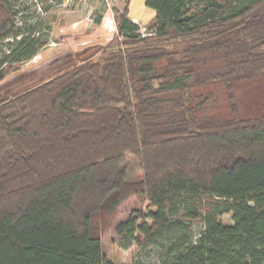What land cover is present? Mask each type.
Returning a JSON list of instances; mask_svg holds the SVG:
<instances>
[{"label":"trees","instance_id":"16d2710c","mask_svg":"<svg viewBox=\"0 0 264 264\" xmlns=\"http://www.w3.org/2000/svg\"><path fill=\"white\" fill-rule=\"evenodd\" d=\"M130 3L96 54L0 100V264H121L133 243L160 264H264V114L238 97L264 76V0H146V34ZM16 13L0 0V83L41 48ZM219 82L227 117L204 114ZM132 197L150 209L106 252Z\"/></svg>","mask_w":264,"mask_h":264},{"label":"rangeland","instance_id":"374dc122","mask_svg":"<svg viewBox=\"0 0 264 264\" xmlns=\"http://www.w3.org/2000/svg\"><path fill=\"white\" fill-rule=\"evenodd\" d=\"M13 1L17 11L15 15L17 25L23 27V35L33 34L38 39L41 48L36 56L22 61L23 70L20 73L13 74L0 83V100L49 79L72 66L79 61L78 55L82 50H84L81 56L83 58L96 54V47L105 44L112 37L106 40L99 34H93L92 26L95 20L99 16H110L116 19L117 14L123 10L126 3V0ZM132 13L137 15L139 12L137 13L133 8ZM82 22L84 28L78 26ZM138 23L141 25L143 33L146 34L147 23L143 24L140 21ZM14 37L11 36L2 42L0 59L14 47ZM10 62L13 64L12 60ZM206 91L212 95L211 102L205 107L204 114L229 116L230 109L223 84L220 82L212 84L211 88ZM238 97L245 116L264 114V76L239 83ZM138 164L137 159L130 156L129 166L137 168ZM149 209V203L140 204L135 197L125 201L119 208L114 224L103 237L104 251H109L117 241H120L116 229L122 221L133 215L147 213ZM223 221L228 224L233 222L231 215H224ZM199 229L200 225L195 224V230L198 232ZM132 250L133 252L122 251L124 259L121 264H160L159 246L143 247L133 243Z\"/></svg>","mask_w":264,"mask_h":264},{"label":"crops","instance_id":"0c3cea01","mask_svg":"<svg viewBox=\"0 0 264 264\" xmlns=\"http://www.w3.org/2000/svg\"><path fill=\"white\" fill-rule=\"evenodd\" d=\"M133 8H135V11L137 15H133L132 11ZM132 13V15H131ZM155 10L146 4V0H131L130 3V9H129V16L132 18L133 21L137 22L140 21L143 24L147 23L150 19L155 17ZM99 16L98 18H100ZM110 16H103L101 17V21L99 23H95L92 26V29L94 30L93 34H99L103 36L106 40L113 37L116 33H118L117 28V22L115 18H112ZM81 25H78L79 27L84 28V23H80ZM79 29V28H78ZM89 41V40H88Z\"/></svg>","mask_w":264,"mask_h":264}]
</instances>
